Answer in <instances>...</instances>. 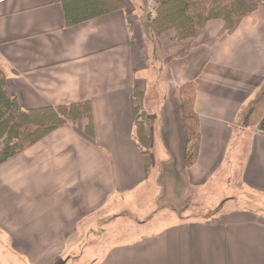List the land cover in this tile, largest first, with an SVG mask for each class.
<instances>
[{
  "label": "crops",
  "instance_id": "obj_1",
  "mask_svg": "<svg viewBox=\"0 0 264 264\" xmlns=\"http://www.w3.org/2000/svg\"><path fill=\"white\" fill-rule=\"evenodd\" d=\"M123 1L125 11L68 26L63 0H0V69L11 95L24 110L89 102L93 126L92 136L86 120L63 126L0 165V264H65L73 254L76 264H264V218L254 209L191 221L159 215L128 240L104 238L107 215L159 180L136 143L135 87L156 117L155 143L170 103L193 82L200 146L184 180L204 189L225 169L220 180H238L264 206V4L230 35L217 20L191 41L159 35L166 80L157 81L155 50L137 37L133 0ZM179 48L189 51L174 57ZM161 143L158 160L168 161Z\"/></svg>",
  "mask_w": 264,
  "mask_h": 264
},
{
  "label": "trees",
  "instance_id": "obj_2",
  "mask_svg": "<svg viewBox=\"0 0 264 264\" xmlns=\"http://www.w3.org/2000/svg\"><path fill=\"white\" fill-rule=\"evenodd\" d=\"M153 1L156 5L150 28L159 35L173 32L174 35L170 39L172 43L195 39L208 22L215 20L223 23L222 34L230 35L239 27L243 19L252 15L261 4H264V0ZM62 6L68 26L126 9L123 0H63ZM182 49L179 48V52L174 54V57H182L187 53V49L185 51ZM177 97L181 106L178 117L183 122L184 141L180 166L176 167L180 174L179 180L184 181L185 172L197 160L200 146L199 119L194 110L195 84L192 82L182 86ZM144 100L145 94L135 87L130 96L135 138L149 167L153 146L152 131L156 117L145 110ZM80 120L87 121L86 133L92 136L89 102L22 109L17 99L11 95L6 75L0 69V165L20 155L55 130L66 125H74ZM258 131L264 133V115L258 122ZM171 159L168 160V167L173 166Z\"/></svg>",
  "mask_w": 264,
  "mask_h": 264
},
{
  "label": "rangeland",
  "instance_id": "obj_3",
  "mask_svg": "<svg viewBox=\"0 0 264 264\" xmlns=\"http://www.w3.org/2000/svg\"><path fill=\"white\" fill-rule=\"evenodd\" d=\"M135 1L136 4L133 0L134 11L138 12V21L136 22L138 28L136 33L137 37L140 36L148 42L149 50H155L151 58V64H153L155 68L151 67V69H154V73L157 75V81L161 79L166 80L165 75L162 74L163 68H161L162 65L160 63L161 57L163 55L165 56L162 52L166 51L163 50V46L166 45L165 39L159 40V38H157L159 34L151 32L152 29L149 26L151 22L149 23L147 21V15L149 14V16H151L154 14L156 2L153 1V5H151L149 1L152 2V0ZM134 17L136 18L135 14ZM135 18H133L132 21H135ZM151 34H154L153 36L155 39H150ZM185 49H187V52L189 51L188 48H183L184 51ZM153 92L156 91L154 90ZM179 106L180 105L177 106L174 103H170L169 113H167L168 117L170 116L169 120L165 119L166 122L161 127L163 131L161 135L165 133L163 135L165 139L164 142L169 147L173 168L168 167L167 164L169 161H163L164 159L158 160L163 158V156L166 157V154L162 151L161 147L163 137L161 136L162 138L160 141V138L156 135L155 143L153 142L154 146L151 151L154 166L151 167L150 171L151 173L155 172L159 180H153L152 186L148 187L146 190L147 192L143 194V199L133 203L132 206L127 207V209L123 208L114 215H107L105 221H110L113 218L114 222L113 225L109 226V232L104 234L105 239L111 241L128 240L130 237H133L132 231L135 228L159 215L164 216L165 219L167 217L166 215H168L171 221L187 219L191 221L211 219L214 216L229 211L254 209L257 212H261L260 216L264 218V206L258 196L249 197L248 194L240 189L238 180H220V178L224 177V173L222 175L220 174L224 172L225 169L218 174L217 180H212L204 189L193 188L188 185L187 180H179L180 174L177 167L180 166V156L184 141L183 122L177 115V112L181 111V106ZM157 129L158 125L155 126L154 130L157 131ZM157 160L159 162H157ZM73 257L74 254L69 260H64L66 261L65 264H76L75 260H72Z\"/></svg>",
  "mask_w": 264,
  "mask_h": 264
}]
</instances>
